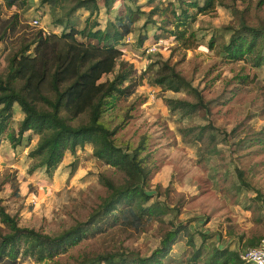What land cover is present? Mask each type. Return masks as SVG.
<instances>
[{
    "label": "rangeland",
    "instance_id": "rangeland-1",
    "mask_svg": "<svg viewBox=\"0 0 264 264\" xmlns=\"http://www.w3.org/2000/svg\"><path fill=\"white\" fill-rule=\"evenodd\" d=\"M148 1L139 0L138 6L112 2L113 7L107 10L105 0H99L100 11L94 16L82 9L68 17L75 8V0H17L12 8L0 0V31L4 25L9 27L0 42V77L6 78L10 60L35 32L61 35L67 27L81 31L96 22L105 29L113 17L125 10L124 5L149 13ZM237 1L240 11L250 7L246 19L251 26L260 27L264 23V0ZM35 19L39 25L33 23ZM147 21V15L140 16L135 33L121 47L123 59L135 65L137 76L144 74L143 84L130 99L117 102L106 120L112 129L120 127L116 140L124 150L135 149L146 141L147 151L142 156L150 157L148 163L153 169L151 187L147 190L153 197L151 203H164L175 208V212L166 216L164 223H153L141 231L122 226L107 228L67 254L42 264H79L104 253L138 252L148 257L173 228L171 223H190L195 247L181 234L166 264H204L207 257L199 259L201 263L190 262L203 245V235L208 237V247L237 252L250 248L251 239L264 240V144L250 146L244 140L264 131V66L253 69L243 62H228L221 54V46L232 35L231 27H239L236 14L223 7H218L216 14L199 16L189 26V33L196 35V47L191 50L184 49L162 29L159 17L144 28ZM12 22L17 26L15 32L10 27ZM145 34L148 40L140 46ZM78 39L86 41L82 36ZM153 48L155 52L149 53ZM165 62L174 65L202 91L209 112L202 110L193 118H181L170 112L166 99L189 98L184 93L164 92L152 84L157 66ZM107 79H113V75L104 81ZM24 117L16 105L10 131L18 133ZM208 124L216 129V145L208 148L211 151L205 145L187 143L180 133L184 127ZM39 139L37 135L26 134L23 144L13 148L5 138L0 152V200L18 218L21 227L56 237L87 222L107 197L103 176L118 184L124 176L98 161L90 145L76 155L67 153L51 174L42 168L30 175L33 161L29 154ZM238 171L243 172L246 186ZM13 185L19 187L18 196ZM22 264L37 263L26 260Z\"/></svg>",
    "mask_w": 264,
    "mask_h": 264
},
{
    "label": "trees",
    "instance_id": "trees-1",
    "mask_svg": "<svg viewBox=\"0 0 264 264\" xmlns=\"http://www.w3.org/2000/svg\"><path fill=\"white\" fill-rule=\"evenodd\" d=\"M4 1L9 8L17 3V0ZM75 1V8L68 17L82 9L90 16L100 11L99 0ZM120 1L136 6L139 2L105 0V7L109 10L113 7L112 2L114 5ZM175 1L178 5L173 1L149 0V13L139 7L134 9L131 5H124L125 10L113 17L104 30L96 22L81 31L67 27L61 35H46L43 31H37L10 60L8 75L4 79L0 77V151L6 137L12 147L17 148L23 144L26 134L37 135L40 137L37 147L29 154L33 161L29 174L42 168L51 174L63 163L67 153L76 155L78 150L90 145L94 157L122 173L124 180L118 184L103 176L107 197L94 209L87 222L79 223L56 237L21 227L18 218L12 216L0 200V264H22L26 260L37 264L50 262L107 228L122 226L141 231L153 223H164V218L175 212V208L164 203H151L153 197L147 190L151 187L153 169L148 163L150 157L142 156L147 151L146 141L135 149L124 150L116 140L120 127L112 129L106 120V115L117 102L130 99L143 84L144 74L137 76L135 65L123 59L125 54L121 47L135 33L140 16L147 15L150 22L147 21L144 28L151 22L155 23L153 20L159 17L162 29L175 42L186 50L195 49L196 35L189 33V26L199 16L216 14L218 7H223L236 14L239 27H231L232 35L229 42L221 46V54L228 62H243L253 69L264 66V23L254 27L247 22L250 7L240 11L236 6L237 0ZM60 25H64V22L60 21ZM10 27L14 32L17 29L14 22ZM8 29L5 25L1 27L0 42L7 36ZM79 36L86 41H80ZM147 40L145 34L140 39V46ZM157 67L152 81L154 86L164 92L184 93L189 98L166 99L172 114L193 118L202 110L209 112V103L205 101L202 91L178 72L174 65L165 62ZM112 75L113 79L104 81L105 77ZM16 105L25 116L18 133L10 131ZM215 132L211 124L180 129L187 143L205 145L207 151L212 150L208 149L211 145H216ZM263 132L244 140H248L250 146L263 145ZM238 174L246 186L243 172L238 171ZM13 187L14 194L18 196L19 187ZM189 224L171 223L173 228L165 233L159 248L148 257L138 252L104 253L79 264H166L181 234L195 247ZM202 238L203 245L190 262L207 257L204 264H245L239 252L229 248H210L207 246L208 237L203 235ZM261 242L251 239L248 246L257 248Z\"/></svg>",
    "mask_w": 264,
    "mask_h": 264
},
{
    "label": "built area",
    "instance_id": "built-area-1",
    "mask_svg": "<svg viewBox=\"0 0 264 264\" xmlns=\"http://www.w3.org/2000/svg\"><path fill=\"white\" fill-rule=\"evenodd\" d=\"M33 23L35 25H39V20H34ZM156 48V47H155ZM155 48L153 50H149L148 52H155ZM240 259L245 264H264V240L261 242L260 246L257 248H248L244 251L239 252Z\"/></svg>",
    "mask_w": 264,
    "mask_h": 264
},
{
    "label": "crops",
    "instance_id": "crops-1",
    "mask_svg": "<svg viewBox=\"0 0 264 264\" xmlns=\"http://www.w3.org/2000/svg\"><path fill=\"white\" fill-rule=\"evenodd\" d=\"M108 24V23H107ZM100 29H102L101 27H99ZM104 30V29H103ZM4 143V142H3ZM3 146V145H2ZM2 148V147H1ZM1 152V151H0Z\"/></svg>",
    "mask_w": 264,
    "mask_h": 264
}]
</instances>
